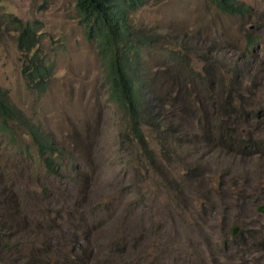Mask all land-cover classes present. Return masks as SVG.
Masks as SVG:
<instances>
[{"label": "rangeland", "instance_id": "obj_1", "mask_svg": "<svg viewBox=\"0 0 264 264\" xmlns=\"http://www.w3.org/2000/svg\"><path fill=\"white\" fill-rule=\"evenodd\" d=\"M241 1L255 20L228 17L210 0H146L129 15L134 30L154 36L142 50L147 68L142 73L164 71L159 93L178 92L170 84V71L180 66L164 44L179 46L197 37L199 53L212 49V56L222 60L224 53L244 49L247 26L253 25L258 40L247 59L257 72V109L264 110V0ZM3 11L37 22L38 47L53 68L42 93L27 89L14 34L2 27L0 89L14 109L53 135L68 159L59 179L30 181L32 169L14 152L28 137L17 131L12 148L0 144V187L24 204L20 217L32 222L33 211L40 212L33 218L38 223L34 232L28 229L30 238L22 233L10 238V243L34 240L43 246L40 254L15 262L50 264L64 243L72 264H264V212L257 210L264 204V142L256 152L230 150L225 144L211 149L204 134L217 130L223 119L209 103L220 99V86L210 91L193 80L186 84L200 109L191 121L174 120L180 131L169 137L174 181L150 165L139 172L141 160L120 140L122 111L108 98L104 62L95 41L85 38L73 0H0V15ZM189 65L198 71L203 67L195 59ZM211 79H219L215 71ZM171 101L180 116L182 105ZM250 122L264 140V117ZM194 166L221 182L206 186L198 174L181 176Z\"/></svg>", "mask_w": 264, "mask_h": 264}, {"label": "trees", "instance_id": "obj_2", "mask_svg": "<svg viewBox=\"0 0 264 264\" xmlns=\"http://www.w3.org/2000/svg\"><path fill=\"white\" fill-rule=\"evenodd\" d=\"M145 1L73 0V8L78 22L83 26L84 36L89 41H95L97 55L104 62L108 98L122 111L120 121L122 129L119 132L121 143L141 160L136 170L141 172L143 168L147 171L150 167L164 169L171 181H174L173 170H169L168 166L170 165L168 161L171 162L169 155L174 154L169 150V137L180 132L179 122L175 123L174 120L191 121L197 117L191 116L200 109V105H194L191 93L186 88V84L192 80L196 81L197 86L210 91L220 86L218 91L220 99L211 98L209 103L214 107L215 114L223 119L218 120L217 130L204 134L206 142L211 144L209 145L211 149L218 144H225L230 150L236 148L256 152L264 140L250 127L253 125L250 121L264 117V110L257 109L260 98L254 85L257 72L247 59V50L258 40L254 30L245 32L244 49H237L233 54L224 53L222 60L212 56V49L199 53L197 37L190 36L189 40L179 46L162 43L165 50L170 52V59L180 66L179 69L176 66L175 73L166 67L171 73V86L178 87L177 94H162L158 92L157 85L160 86L159 81L164 71H158L154 76L149 72L142 73L147 69H143L142 50L154 36L134 30L129 19V15ZM210 1L220 13L228 17L255 20L248 6L241 0ZM37 25L34 20L31 23L24 22L4 11L0 15V29L3 27L14 34L15 48L20 55V73L26 88L34 93H42L48 85L53 64L38 47L40 35L36 32ZM183 54L186 56L184 59ZM193 59L202 62L203 67L200 71L193 70L189 65ZM214 71L219 77L215 83L211 79ZM248 84L250 88H247ZM171 100L182 105L178 109L180 113L178 117L175 116L177 111ZM0 131L2 132L0 144L5 147H13L17 131L28 137L29 142L17 145L14 152L17 159L21 157V160L32 169V174H29L30 181L32 178L46 183L62 177L68 159L53 135L14 109L1 89ZM1 171L3 169H0ZM184 172L181 175L183 177L191 172L200 175L202 185L204 183L210 186L214 181L217 184L221 182L215 174L202 171L199 166ZM0 180H3L1 174ZM21 205L24 207L16 194L7 195L0 187V264H18L15 262L16 259L37 256L43 247L40 244L36 246V242L31 239L10 243V238L15 234L17 236L22 233L30 238L32 235L28 229L31 227L34 232L38 225L37 220L33 218L39 216L40 212L33 211L31 222L26 215L20 217ZM14 246L22 248L10 254ZM65 246L64 243L61 244L56 257L49 259L50 264H72L71 250L64 252Z\"/></svg>", "mask_w": 264, "mask_h": 264}, {"label": "water", "instance_id": "obj_3", "mask_svg": "<svg viewBox=\"0 0 264 264\" xmlns=\"http://www.w3.org/2000/svg\"><path fill=\"white\" fill-rule=\"evenodd\" d=\"M247 29L248 30L253 29V25H248L247 26ZM257 210L260 211V212H264V204L259 205L257 207ZM235 230H236V226L235 225H232V227L230 228V235H234L235 234Z\"/></svg>", "mask_w": 264, "mask_h": 264}]
</instances>
